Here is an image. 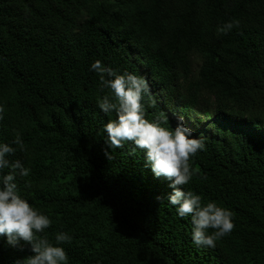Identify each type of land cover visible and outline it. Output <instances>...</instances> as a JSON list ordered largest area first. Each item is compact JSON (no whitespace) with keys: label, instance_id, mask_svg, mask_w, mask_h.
Instances as JSON below:
<instances>
[{"label":"trees","instance_id":"1","mask_svg":"<svg viewBox=\"0 0 264 264\" xmlns=\"http://www.w3.org/2000/svg\"><path fill=\"white\" fill-rule=\"evenodd\" d=\"M96 60L147 80L146 119L202 138L183 187L231 211L214 247L143 151L105 144ZM17 132L18 193L51 220L38 238L70 237L67 264H264V0H0V143ZM31 255L0 237V264Z\"/></svg>","mask_w":264,"mask_h":264},{"label":"clouds","instance_id":"2","mask_svg":"<svg viewBox=\"0 0 264 264\" xmlns=\"http://www.w3.org/2000/svg\"><path fill=\"white\" fill-rule=\"evenodd\" d=\"M89 70L99 76L102 89L110 90L98 99L99 109L105 114L116 113V119H110L102 128L107 147L113 150L131 143L133 151H143L145 166L156 178L169 181L172 191L166 202L175 207L179 217L190 216L192 242L196 246L214 247L216 240L229 234L234 227L231 211L215 201L203 202L199 194L183 187L192 180L189 161L202 150V138L193 136L183 116L177 118L174 128L167 126V117L145 118L142 100L146 94L150 95L145 78L130 72L118 74L100 60L94 61ZM22 144L18 132L10 143H0V237H6L7 243L13 247L20 241L31 245L34 255L18 264H67V253L59 245L70 237L64 232L57 233L55 245L46 234L38 238L50 227L51 220L18 193L16 177H27L30 168L20 160L10 161L8 157L16 152L13 145L19 147ZM105 155L111 158L107 150ZM5 169L9 170L6 174ZM161 199L157 197V200ZM209 229L213 231L209 232Z\"/></svg>","mask_w":264,"mask_h":264}]
</instances>
